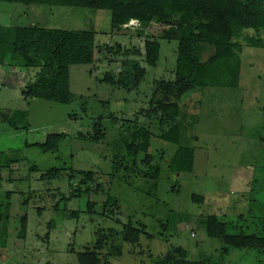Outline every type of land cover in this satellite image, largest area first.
Here are the masks:
<instances>
[{
	"label": "rangeland",
	"instance_id": "1",
	"mask_svg": "<svg viewBox=\"0 0 264 264\" xmlns=\"http://www.w3.org/2000/svg\"><path fill=\"white\" fill-rule=\"evenodd\" d=\"M6 5L0 3L3 21L11 10ZM38 8L40 12L28 20L31 23L97 32L96 61L71 66L74 101L69 105L25 100L19 84L5 82L0 71V264H80L78 254L95 246L98 230L108 235L101 264H151L177 247L201 264H264V250H225L224 243L208 237L205 229L206 218L214 215L226 222L230 234L264 237V48L246 43V37L264 40V34L245 30L239 40L243 50L237 88L197 90L178 102L183 125L180 145L194 150V171L174 174L168 160L178 145L156 137L167 125L144 113L157 83L175 79L178 43L163 39L169 26L153 22L144 28L130 21L114 31L111 13L105 10ZM148 39L161 44L156 67L146 61ZM206 50L203 61L213 48ZM22 64L17 60L14 66L24 72L27 80L22 83L27 85L39 70ZM136 65L147 70L138 88L128 91L103 82L107 76L117 79ZM22 112H26L24 117ZM17 115L19 130L8 123ZM99 118L106 138L99 143L82 140L80 133L93 134ZM141 126L155 136L150 153L166 159L158 165L160 178L147 176L142 166L111 177L113 160L120 162L126 155L124 140ZM54 133L68 134L55 153L25 147V143H44ZM10 160L16 162L9 168ZM34 167L37 170L31 171ZM59 167L92 172L93 180L87 183L79 177L71 186L67 179L41 180L49 169ZM70 194L76 196L67 202L66 212L63 201L61 211H56L55 206ZM193 195L203 202L193 201ZM109 196L114 201L105 214ZM89 200L94 203L92 213ZM25 215L28 228L22 239ZM129 223L143 231L136 245L123 240V225Z\"/></svg>",
	"mask_w": 264,
	"mask_h": 264
},
{
	"label": "trees",
	"instance_id": "2",
	"mask_svg": "<svg viewBox=\"0 0 264 264\" xmlns=\"http://www.w3.org/2000/svg\"><path fill=\"white\" fill-rule=\"evenodd\" d=\"M0 3L40 7H78L84 9L105 10L111 13L112 30L116 31L126 26L130 21H137L147 28L153 22L169 26L163 32V39L178 43L177 62L174 81H160L157 83L150 107L145 110L149 117H159L161 125H167L156 136L162 141L178 145V149L169 157V168L176 173H193L194 150L181 146L183 125L181 123V107L178 102L186 95L206 88H237L242 70L240 53L243 50L239 40L245 30H253L256 35L264 34V0H0ZM96 36L94 30H61L49 29L39 25L0 27V61L24 62V68H36L39 72L36 79L29 82L22 91L25 100H43L48 102L69 105L73 100L70 83V68L74 65H92L96 61ZM247 46L264 48V40L246 37ZM209 51L206 61L203 55ZM161 44L158 40H146L145 57L150 67H156L160 59ZM147 75V70L134 66L117 79L105 77L103 82L112 86L121 87L128 91L140 86ZM23 117L26 112L21 113ZM16 115V114H14ZM16 119H15V118ZM8 122L10 127L19 130L16 125L18 115ZM8 119V118H7ZM102 118L93 127V134H81L84 141L99 143L106 138V132L101 127ZM7 122V121H6ZM25 128V127H24ZM68 134H49L44 143H26V148H39L45 153H55L59 150L62 141ZM155 136L146 127L137 128L124 140L126 155L120 157V162L113 160L114 175L121 170L126 172L142 166L146 175L158 180L161 167L158 166L164 159H156L150 153L151 140ZM118 155H114V158ZM8 167L16 160H10ZM140 169V168H139ZM37 168H32L35 171ZM128 172V173H130ZM93 173L73 170L72 168H52L42 175V181L67 179L72 182L81 177L85 182L93 180ZM84 182V183H85ZM101 188L97 186V191ZM96 191V192H97ZM89 192V189H88ZM79 197L82 194H78ZM76 195L64 196L55 206L61 211L63 201L66 205L70 198ZM193 201L203 202V198L192 196ZM114 201L108 197L107 205ZM28 203V201H27ZM88 211L93 212L94 203L88 201ZM39 209V212L41 213ZM109 213H112L109 212ZM76 217L78 212H73ZM2 219L0 218V224ZM119 223V221H117ZM170 224L163 229L168 230ZM28 217L21 218L20 238L27 236ZM208 237L218 239L227 247L241 249L264 250V237L245 234H230L226 222L217 216H208L205 221ZM124 242L136 245L143 234L142 229L131 223L123 225ZM95 246L87 248L78 254L80 264H101V253L108 246V235L103 230L97 231ZM117 251V248L115 249ZM151 264H201L191 261L188 252L177 247L164 257L153 259Z\"/></svg>",
	"mask_w": 264,
	"mask_h": 264
},
{
	"label": "crops",
	"instance_id": "3",
	"mask_svg": "<svg viewBox=\"0 0 264 264\" xmlns=\"http://www.w3.org/2000/svg\"><path fill=\"white\" fill-rule=\"evenodd\" d=\"M11 5V4H10ZM9 4L6 5L7 7H11V10L7 11L9 13L8 19L6 18L5 21H3V17L0 16V27H15V26H33L36 25L34 21H28L32 15H37L40 12V9L38 7L40 6H24V5H17L18 7H12ZM7 7L4 6L6 9ZM3 11V8L0 9V12ZM12 16V18H10ZM4 22V24H3ZM29 24V25H25ZM10 61H0V66L2 67H8V68H2L0 69L2 78L5 80V82H12L13 84H16L15 81L19 84V88L21 89L20 93L22 94V91L24 89V86H26L24 83H22L23 80H27L26 75L23 71H19L16 66L13 64H9ZM32 82V81H31ZM10 127V126H9ZM26 144V143H25ZM26 147V145H25Z\"/></svg>",
	"mask_w": 264,
	"mask_h": 264
},
{
	"label": "bare ground",
	"instance_id": "4",
	"mask_svg": "<svg viewBox=\"0 0 264 264\" xmlns=\"http://www.w3.org/2000/svg\"><path fill=\"white\" fill-rule=\"evenodd\" d=\"M131 22H136V21H131Z\"/></svg>",
	"mask_w": 264,
	"mask_h": 264
}]
</instances>
